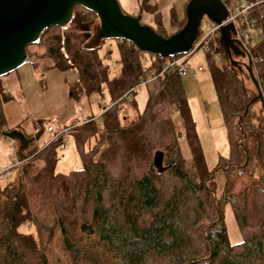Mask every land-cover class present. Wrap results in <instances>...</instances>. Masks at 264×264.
Wrapping results in <instances>:
<instances>
[{
  "label": "trees",
  "instance_id": "trees-1",
  "mask_svg": "<svg viewBox=\"0 0 264 264\" xmlns=\"http://www.w3.org/2000/svg\"><path fill=\"white\" fill-rule=\"evenodd\" d=\"M147 2L148 0H141L137 7L138 13L134 15L139 18L141 24L144 23L140 13L152 10ZM91 15L94 19L95 16ZM78 16L80 21L86 22L83 15ZM253 17L257 20L259 27L264 28V4L253 13ZM184 22L174 33L183 26ZM154 31L159 36H169ZM82 37L84 41L89 38L87 33H83ZM46 41L43 45L40 43V37L34 44L27 46V56L31 58L32 55L28 52L29 47L39 44L42 47H39L40 53L35 52L36 57H48L54 62L52 67L60 71L75 69L78 75L79 85L77 86L81 87L78 91L83 90L85 95L96 93L100 103L104 101L101 85H104L107 91L106 96L110 106H101H104L103 110L109 109L101 112L97 118L90 116L80 128L75 129L73 136L70 135L76 150L79 151V146L83 145L84 135H95L96 132L99 133L101 141H106V145L99 150L98 159H88L89 157L80 151L79 169L64 174L56 173L55 167L58 161L56 153L67 141V134H65L60 140L40 150L38 155L43 165L34 176L26 177L22 167L15 169L17 174L16 172L13 175L10 172L9 176L0 174V183L4 182L3 187L0 185V246L4 247L6 255L3 260L0 256V264H28V259L25 258L26 251L35 252V264H46V259L38 254L39 249L34 239L22 229L25 225L32 223V211L37 207V202L41 204L44 202L47 205L49 201L65 205L64 208H56L57 212L62 211L63 215H58L55 221L62 235L64 248L76 255L80 254L82 264L113 263L106 259L99 261L100 259L93 255L96 249L92 246L80 248L77 244V239L72 232L76 229V220L75 218L66 220L67 216L73 215L77 209L75 208L77 201V203L81 202L82 206L91 207L89 216L95 222L97 239L108 251H113L114 256L124 257L127 261L124 264H155V259L158 261L161 259V263L166 260L169 264L264 262V203L262 217L259 220L261 234L257 236L247 234L245 229L249 226L246 220L248 216L245 215L244 209L239 210L238 206H243L244 202H250L249 200L256 193L254 185L251 182L242 183L237 195L229 192L236 180L244 176L243 169L248 164L253 165L255 162L256 165L252 169L256 168L264 172V40H256L254 46L248 44L246 49L247 57L251 62L250 68L255 72L262 98L261 102L257 100L261 109L259 118L255 120L256 124L252 122L250 105L257 93L251 97L248 95L242 79V67L238 71L237 67L227 64L226 53L219 42V37L212 40L210 52L205 53L210 79L228 136L229 132L234 130L233 137L228 140L230 149L228 157L218 163L219 169L217 168L215 173L206 170L180 77L166 72L162 78H158L156 82L160 87L158 93L152 97L148 96L143 112L137 113L134 121L122 125L121 122L126 119V115L121 114L119 117L117 110L121 106L122 113L127 106L136 109L134 90L132 93L128 90L142 78L134 47L120 41L122 46L120 44L117 47L119 74L108 79L106 66L102 67V63L96 56L90 57L85 53V49L78 47L69 34L63 36L56 34ZM126 45L129 46L125 49ZM60 48L64 50L65 57L60 52ZM213 54H218L221 58L222 67H215ZM154 57V62L146 68L157 73L158 65L163 59ZM69 95L73 97V92H69ZM1 101L5 102L6 98L2 97ZM160 104L175 106L188 146L191 164L196 168L197 176L201 179L198 185L191 186L185 176L179 151L175 152L173 161L168 162L167 166H162L163 151L171 152L175 139L172 142L171 139L168 146L162 144L159 146L161 149H152L154 144L150 137L152 130L160 131L169 140L170 135L164 132L169 133L172 128L169 119L165 117L157 119L158 115L153 108ZM4 124L5 119L0 112V130ZM230 129L233 130L230 131ZM9 131L11 130L6 132ZM75 132L77 134L74 135ZM172 135L176 138L175 133ZM154 159L158 163L154 162ZM114 164L120 168L115 174L109 169ZM171 167L173 175L184 183L181 190L200 191L203 199L197 208L201 210L208 208L212 211L213 218L205 226L199 222L196 207H193L191 212L193 217L189 220L188 212L182 208L183 192L181 190L172 192L169 198H164L155 184L154 179ZM218 172L226 178L220 196L216 195L217 187L214 184V177ZM234 173H236L234 177H229ZM15 177L17 183L14 184L12 181ZM258 183L260 180L257 179L256 184ZM260 190L264 192V186ZM114 204L116 207L112 212ZM226 205L231 206V215L239 234V241L233 244L229 242L224 222ZM85 226L84 222L81 223L78 226L79 231H82ZM195 240H198L199 245L193 244ZM29 264H32L31 259Z\"/></svg>",
  "mask_w": 264,
  "mask_h": 264
},
{
  "label": "rangeland",
  "instance_id": "rangeland-1",
  "mask_svg": "<svg viewBox=\"0 0 264 264\" xmlns=\"http://www.w3.org/2000/svg\"><path fill=\"white\" fill-rule=\"evenodd\" d=\"M116 1L118 2L121 11L124 14L130 16H134L136 14L134 10L136 9V7H138L137 0ZM235 1L236 0H230V2L233 3ZM73 12H76L77 16L83 15L85 21L90 22L87 32L80 31L75 26V24L69 22L64 27H51L42 31L38 37H41L40 43L44 45L47 42L46 39L56 34H59L61 36L69 34L78 44V47H81V49H85V53L90 55V57H92L93 55L96 56L100 63H102V67L106 66L105 70L108 79L115 77L117 74H119L120 70V65L118 64L119 52L117 49V47H119L121 44L120 41L97 40L95 35L98 30L99 24L96 17L92 19V13L80 7H74ZM143 23L144 25L151 27L148 22L143 21ZM212 28L213 24H211L204 17L200 21L198 34H208L209 32H211ZM165 31L167 35H171L174 33V31L172 30ZM83 33H87L89 36L86 41L83 40ZM161 34L166 35L163 33ZM255 44L256 40H252L250 42L251 46H254ZM128 46L129 45H126L124 48L126 49L128 48ZM39 47L42 46H39L38 44L37 46H31L28 49L30 55L32 53L31 60H33L34 62L29 61L30 57L28 55V60L26 61V63L16 68L15 70L0 76V112L5 119V124L1 127V132H6L11 126H15L20 130L28 131L30 130V126L32 125L36 130L35 132L40 131L41 128H45L49 124L53 125L54 127L68 128L69 130H67L66 133L67 143H65L63 147L59 148L56 153L58 156V161L55 167V172L64 174L68 173L71 170L80 168V151L87 155V157H89L88 159L96 160L99 158L98 152L105 147L106 141H101L98 132H96L95 135H84V138H82L83 145L79 146V151L76 150V145L70 135L72 134L73 136V132L75 131V129L80 128L83 123L88 120L89 117L85 118L81 122L79 121L80 117L86 112L87 105L90 106L93 117L97 118L99 117L101 112L109 109L104 108L103 110V107L106 105L110 106V102L106 96L107 91L105 90L104 85H101L103 87L102 93L104 95V101H101L102 103L99 102V96L96 93L85 95L83 90H79V92L78 89H80L81 87L77 86L78 75L76 74L75 69L74 71L72 69L60 71L56 68L48 67L54 65V62L51 59H49L48 57H36L34 55L35 52L40 53ZM60 52L65 57V52L62 48H60ZM135 54L137 56V64L140 68L150 67L155 60V57L153 55L141 53L137 50ZM231 59L239 64L247 63L246 57L241 58L231 55ZM185 60L186 61L184 63L187 70H189L190 72L194 70L197 74L194 77L185 76L183 78H180L182 90L186 99L188 111L191 116V120L193 123L192 125L194 127L195 134L197 135L206 170L208 172L213 171V173H215L216 169H219V167L217 166L218 163L223 162V160H226L228 157L230 150L228 140L229 138L233 137L232 134L234 130L230 129V131H233L229 132L228 136V130L223 124L216 94L210 79L207 65L208 60L206 61L205 53L203 51H197ZM214 65L217 68L222 67L223 62L220 57L214 59ZM199 68H201V70L197 71ZM52 70L55 74V77L53 74L50 75V72ZM241 73L248 95L250 97L255 96V89L248 79L247 73L245 72L244 68H242ZM252 73L256 81L258 82L253 69ZM56 75L60 76L59 80L56 79ZM156 82L157 80L150 82L146 86H140L134 89V101L136 104V109H131L127 106L124 108V113H122V106L121 108L119 107L120 109L117 110L118 116L120 117L121 114L126 115V119L121 122L122 125H126L131 121H134L137 113L143 112L148 96H155V94H157L160 90V87L158 86V84H156ZM60 89H62L63 93L61 95H57V92L60 91ZM69 92H73V97L69 95ZM16 96L18 97V99H14V97ZM2 97L6 98L5 102L1 101ZM81 97H84L86 100L82 99ZM250 107V111L253 117L252 122L256 124L255 120L259 118L261 109L260 103L256 99L253 101ZM154 109L156 111L155 114L158 115L157 119H161L164 117L169 119L172 128L169 133L164 132V134L170 135L169 140L167 137L162 135L163 133H161L160 131L156 129L152 130V132L150 133L151 140L154 143L152 145V149H161L159 148V146L162 144L168 146V142H170L171 139V142L175 139L173 150L171 152L163 151L162 166H167L168 162L173 161L175 152L179 151V155H181L182 157V170L185 173V176L187 177L191 186H193L194 184L198 185L201 182V179L199 176H197L198 174L196 168H194L191 164L188 146L183 136L181 123L179 122L178 114L175 111V106L173 104H160L158 105V107L156 105L153 110ZM62 112L69 115V119L66 121V124L65 121L62 122L61 119L54 116H58ZM51 125L49 126L51 127ZM172 133H175L176 138L173 137ZM75 134L77 133L75 132L74 135ZM42 138H45V136L40 137L36 142V145L39 147L41 146ZM7 152L8 146L3 144V138L0 137V157ZM34 152L35 149H29L26 153H24L25 155L23 154V156L31 157ZM19 153V155H21V152ZM33 156V158L29 159L28 164L22 167L23 173H25L26 177L34 176L42 168L43 163L41 161L40 155H38L37 153L36 156ZM12 158L14 159L13 156ZM12 158H10V163L12 161ZM1 164L0 170L8 168V166L10 165L9 164L7 167L1 168ZM255 165L256 164L254 162L253 165L252 163L248 164L243 169V172H245L244 176L236 180V183L232 185V189L229 192L237 195V191L240 190L242 183L244 184L246 182H251L252 185H254L256 193H254V196L249 200L250 202H244V205H239L238 209L241 210V208H243L245 211V215L248 216L246 220L249 226L245 229V232L247 234H253L257 236L261 234L259 220L262 217L261 211L263 209L264 203V192H262L260 188L264 186V172L259 171L256 168L252 169ZM109 169H111V172L115 174L119 171L120 168L114 164L111 165ZM172 171L173 169L171 167V169L165 171L154 179L155 184L163 193L164 198H169V195L172 192H179L184 187V183H182L178 179V177H175ZM10 172L13 175L16 171L14 169L10 170ZM260 173L261 175H259ZM235 174L236 173L231 174L229 175V177H234ZM222 176L223 175L218 172L214 177V184L217 187V190H215V192H217V196H220L221 192H223L222 185L225 182L226 178ZM257 179L260 180L261 185H259L260 183L256 184ZM12 182L14 184L17 183V178L15 177V180ZM3 184L4 182L0 183L2 187ZM181 191L183 192L181 196L182 208L188 212L189 220H192L193 215L191 214V212H193V207H196V212L199 216V222L202 223L203 226L209 223L213 218L212 211H209L210 209L208 208L207 210H201L200 208H197V206H199V203H202L203 199L200 191L194 190V192H191L184 189ZM77 202L75 203V208L77 209H75L73 215H68L66 220L70 221V219L68 218H75L77 226L76 229H73L72 232L76 237L77 244L80 246V248L82 246H92V248L96 249L93 255L95 254V257L100 259L99 261H103L104 259H106L107 261L111 260L113 264L126 263L127 261L124 257L114 256L113 251H108L103 243L97 239V233L94 226L95 222L89 216V214H91V207H89V205L82 206L81 202ZM64 206L65 205L62 203L54 204L51 201H49L47 205H45L44 202L42 204L37 202V207H35V209L32 211V223L25 225L23 227L24 229H22L24 233H27V235H30L34 239L35 244L39 249L38 254L42 255L43 258L46 259V264H82L81 256H79L80 254L76 255L74 254V252H69L64 248L62 235L55 221L58 215H63L62 211L58 213L56 208H64ZM115 207L116 206L114 204L111 209L112 212L115 210ZM239 213H241V211H239ZM83 222L86 226L82 231H79L78 226ZM224 222L229 242L233 244L239 241V234L231 215V206L228 207V205H226L224 207ZM188 232H190V230ZM192 238H194V236H192ZM193 244L199 245L198 240L193 241ZM0 256L2 257L1 260H3L6 256L3 246H0ZM25 258L26 260L28 259V264L30 259L32 264L36 263L35 252L33 251H26ZM160 260L158 261V259H155V264H169V262L167 263L166 260H164L163 263H161ZM96 261L98 262L97 259ZM251 264H264V262L254 261Z\"/></svg>",
  "mask_w": 264,
  "mask_h": 264
},
{
  "label": "water",
  "instance_id": "water-1",
  "mask_svg": "<svg viewBox=\"0 0 264 264\" xmlns=\"http://www.w3.org/2000/svg\"><path fill=\"white\" fill-rule=\"evenodd\" d=\"M74 7L83 8L96 17L99 24L95 35L97 40L124 41L138 52L161 59L189 52L197 38L202 18L219 25L226 17L221 0H188L183 26L175 33L162 37L151 27L141 24L139 18L124 14L116 0H0V76L26 63V48L37 41L42 31L51 27L61 28L71 22L79 26L82 32H87L88 25L81 23L77 14L73 13ZM218 32L228 64L237 67L238 71L241 67L244 68L257 93L253 100L261 102L258 83L250 68V59L240 50L238 42L231 38L234 34L233 26H220ZM231 54L246 57L247 63L233 61ZM0 137L28 143L15 130L0 131ZM154 162L158 163L156 159Z\"/></svg>",
  "mask_w": 264,
  "mask_h": 264
},
{
  "label": "built area",
  "instance_id": "built-area-1",
  "mask_svg": "<svg viewBox=\"0 0 264 264\" xmlns=\"http://www.w3.org/2000/svg\"><path fill=\"white\" fill-rule=\"evenodd\" d=\"M184 1L187 2L188 0ZM262 4H264V0H236L234 3L230 1L224 2L226 17L220 22L219 25L213 24V28L208 34H198L189 52L186 54L169 57L160 62L157 73L149 71L146 67H141V80L132 86L128 92L133 91L137 87L145 86L150 82L156 81L158 78H162V75L166 72H171L180 78L185 76L194 77L197 73L194 70L191 72L187 70L184 63L186 61L185 59H188L197 51H203L204 53L210 52L212 40L219 37L218 29L220 26L227 24H231L233 26L234 34L231 35V38L238 42L240 50L247 55V45L250 44L252 40H264V28L259 27L257 20L253 17V13H255V11L258 10ZM215 58H219L218 54H213V59ZM199 70H201V68H199L197 71ZM67 130L69 129L63 128L58 131H54L52 127H47L45 129L47 135L45 138H42L41 148L35 144V152L31 155V157L14 153V159L12 158L8 168L0 170V174L9 176L10 170L25 166L28 164L29 159L34 157L33 155H37V153H39L42 148L49 146L57 140H60V138L67 133Z\"/></svg>",
  "mask_w": 264,
  "mask_h": 264
},
{
  "label": "crops",
  "instance_id": "crops-1",
  "mask_svg": "<svg viewBox=\"0 0 264 264\" xmlns=\"http://www.w3.org/2000/svg\"><path fill=\"white\" fill-rule=\"evenodd\" d=\"M141 0H137V5L139 4ZM230 1V0H227ZM186 1L184 0H148L147 4L152 8V10L150 12H144L142 11L141 14V20L148 22L149 25L151 26V28L153 30L158 31L159 33H163L166 34L165 30H172L175 31L177 29V27H179V25L181 23L184 22L185 20V5H186ZM134 12L137 14L138 10L137 7L134 10ZM167 35V34H166ZM29 61L34 62L33 60H31V58L29 59ZM48 66V65H47ZM53 68L52 66H48ZM53 74L55 77V74L53 72V70L50 72V75ZM60 76L56 75V79L59 80ZM63 93L62 89H60V91L57 92V95H61ZM84 96V95H82ZM82 99H85L84 97H81ZM14 99H18V97H14ZM86 100V99H85ZM67 103V102H66ZM55 117L61 119V121H66L69 119L68 118V114L67 113H60L58 116L54 115ZM93 116L90 110V106L87 105V110L86 112L80 117V122L82 120H84L87 117ZM79 122V123H80ZM51 125V124H49ZM47 125V126H49ZM46 126V127H47ZM45 128H41L40 131L35 132V128L31 125L30 126V130L28 131H24V130H20L15 126H11L8 130H15L20 132L23 137L28 140V143H23L17 139L14 140H8L3 138V144L8 146V152L5 153L3 156L1 155V168H5L10 164V158H12L14 153H24L26 151H28L29 149H32L36 142L39 140L40 137L45 136L46 137V132H45ZM52 129L54 131H56L57 129H59V127H54L53 125H51ZM1 131V130H0ZM2 138V137H1ZM67 143V141H66Z\"/></svg>",
  "mask_w": 264,
  "mask_h": 264
},
{
  "label": "flooded vegetation",
  "instance_id": "flooded-vegetation-1",
  "mask_svg": "<svg viewBox=\"0 0 264 264\" xmlns=\"http://www.w3.org/2000/svg\"><path fill=\"white\" fill-rule=\"evenodd\" d=\"M221 1H222L223 4H224L225 1H223V0H221ZM73 13H76V12H73ZM81 23H84V24L90 25V22L87 23V22H82V21H81ZM75 26H76V25H75ZM76 27L80 30L79 26H76ZM80 31H81V30H80ZM231 55H232V54H231ZM233 56H234V55H233ZM234 57H239V56H234ZM244 58H245V57H244Z\"/></svg>",
  "mask_w": 264,
  "mask_h": 264
}]
</instances>
